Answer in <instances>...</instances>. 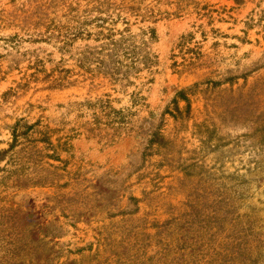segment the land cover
Instances as JSON below:
<instances>
[{"label": "rangeland", "instance_id": "obj_1", "mask_svg": "<svg viewBox=\"0 0 264 264\" xmlns=\"http://www.w3.org/2000/svg\"><path fill=\"white\" fill-rule=\"evenodd\" d=\"M0 150V264H264V0H0Z\"/></svg>", "mask_w": 264, "mask_h": 264}, {"label": "trees", "instance_id": "obj_2", "mask_svg": "<svg viewBox=\"0 0 264 264\" xmlns=\"http://www.w3.org/2000/svg\"><path fill=\"white\" fill-rule=\"evenodd\" d=\"M125 32L128 33V30L125 29V30L123 31V33H125ZM148 32H149V34H150V36H149L150 39H153V38L155 37V31H154L153 29H149ZM123 33H118V34H120V38H119L118 40H116V39L113 38L114 34H110V35L107 36L108 39H109V41H110V44H111L112 47H113V50L119 48V47L122 45V43H125L127 40H130V39H129L130 37H129V36L127 37V36L123 35ZM178 101H183V102L186 103L185 110L190 109V102H189L188 97H186V95H184L183 92H179V93H177V100H175V102H173V104H174V108H172L171 112H168V113H169L170 115H172V117H174V118H176V116H178V115H181V112H182V111H180V109H179V107H178V105H177V102H178ZM101 112H102V111H101ZM112 112H113V114H118V113H119V112H117V111H112ZM103 113H105V112L103 111ZM103 115H104V117L109 116V114H107V113H105V114H103ZM92 119H93V123H91L90 125H93V126H94V125H97L98 122L96 121V120H97V113H96V112L93 113V117H92ZM22 127H25V126H22ZM26 127L31 128V126H26ZM93 129H94V128H93ZM12 136H13V137L15 138V140H16L17 135H16L15 131L13 132ZM156 141L158 142L157 138L155 137V139H153V140L150 141V144H152V143H156ZM159 141H160V138H159ZM5 152H6L5 150H0V156L3 155V154H5Z\"/></svg>", "mask_w": 264, "mask_h": 264}]
</instances>
